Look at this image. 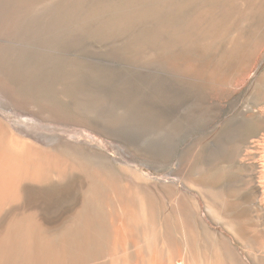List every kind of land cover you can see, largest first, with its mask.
Masks as SVG:
<instances>
[{
    "label": "rangeland",
    "instance_id": "obj_1",
    "mask_svg": "<svg viewBox=\"0 0 264 264\" xmlns=\"http://www.w3.org/2000/svg\"><path fill=\"white\" fill-rule=\"evenodd\" d=\"M195 3L135 41L56 36L43 24L0 38V125L33 148L31 166L87 170L83 185L103 191V233L125 203L133 235L178 222L195 254L264 264V0ZM82 197L56 200L67 209ZM19 200L1 216L46 201ZM177 203L190 208L183 220Z\"/></svg>",
    "mask_w": 264,
    "mask_h": 264
},
{
    "label": "bare ground",
    "instance_id": "obj_2",
    "mask_svg": "<svg viewBox=\"0 0 264 264\" xmlns=\"http://www.w3.org/2000/svg\"><path fill=\"white\" fill-rule=\"evenodd\" d=\"M197 1L0 0V38L10 42L43 24L55 31L56 36L64 33L74 38L135 41L144 29L164 26L169 20L174 23L178 14ZM4 127L0 125V264H241V261L245 264L241 257L235 258L225 251L195 254L192 243L187 238L181 241L176 235L174 226L178 222L169 226L163 221L157 225L156 231L165 233L162 243L156 241V232L133 235L136 213L132 216L133 208L125 203L119 205L118 217L111 220L112 231L103 233L106 224L101 218L103 191L98 186L83 185L81 176L87 170H78L71 164L62 167L59 159H50L49 165L38 162L31 166L33 148L27 150L25 144L9 139L11 135ZM95 174L103 178L101 171ZM76 178L80 181L75 182ZM72 191L81 192L83 197L67 210L56 197ZM36 193L46 200L37 204L38 211L50 214L49 218L33 216L36 210L22 212L27 216H1L9 213L7 206H16L21 203L20 198L34 197ZM188 208L177 203L175 209L181 215L180 220ZM191 210L196 216L197 212ZM166 244L174 246L170 255L163 250Z\"/></svg>",
    "mask_w": 264,
    "mask_h": 264
}]
</instances>
